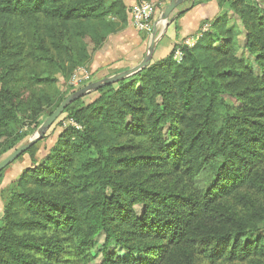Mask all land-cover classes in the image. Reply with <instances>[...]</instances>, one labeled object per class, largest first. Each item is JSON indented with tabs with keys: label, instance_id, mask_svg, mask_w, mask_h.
I'll return each mask as SVG.
<instances>
[{
	"label": "trees",
	"instance_id": "1",
	"mask_svg": "<svg viewBox=\"0 0 264 264\" xmlns=\"http://www.w3.org/2000/svg\"><path fill=\"white\" fill-rule=\"evenodd\" d=\"M215 1L237 14L261 78L255 79L249 60L235 55L234 27L221 12L202 21L193 45H180L179 59L173 45L165 57L92 90V100L70 103L63 112L72 123L0 192V264H159L178 245L212 262L264 259V230L213 207L241 188L264 192L257 168L264 158V7L258 0ZM128 11L123 0H0V158L22 139L17 124L29 102L27 93L11 88L14 75L27 73L37 88L51 86L57 73L69 77L127 26ZM229 91L236 106L224 97ZM47 100L38 94L32 109ZM124 138L144 140L159 154L120 156ZM24 153L34 158L35 144ZM132 165L137 169L130 172ZM150 166L204 176L201 194L149 186L138 170ZM135 205L142 206L140 215ZM209 213L230 228L190 234L194 219ZM100 234L101 245L95 242ZM111 242L126 253L117 254ZM94 247L100 258L91 253Z\"/></svg>",
	"mask_w": 264,
	"mask_h": 264
},
{
	"label": "rangeland",
	"instance_id": "2",
	"mask_svg": "<svg viewBox=\"0 0 264 264\" xmlns=\"http://www.w3.org/2000/svg\"><path fill=\"white\" fill-rule=\"evenodd\" d=\"M142 1L152 3L155 7V18L152 22L153 24L161 13L163 6L170 0H140L139 2ZM193 1L194 0L183 1L171 12L170 16L173 17V15L177 14L179 11L190 5ZM258 1H260L264 7V0ZM227 5L228 4H223L222 7L218 6V12L211 19L219 15L221 12L228 13L229 17L231 18V23L233 24L235 32V55H243L247 60H249V63L253 68V76L255 77V79H260L262 76L260 64L254 60V58L246 51L244 46L246 30L240 22L237 14L232 9H229ZM170 16L167 19L168 21L170 19ZM129 20L130 12L128 11V22H130ZM164 24V22L159 23L157 26V31H159L164 26ZM206 28H208V23L202 26V30H205ZM199 29L190 38H183L180 39L178 42H175L174 45L178 46L176 50L180 51L179 47L182 44H187L190 46L193 45L196 42V37H198L200 34ZM151 30L148 32H138H140L143 37L149 38ZM154 61L156 60H151L150 62ZM38 73L40 72L38 71ZM101 74L102 73H100L99 75L97 72H88L86 69V65L78 66L72 71L69 77L64 78L60 73H57L55 75L56 80L51 86H40L39 88H37L36 86H32V80L27 78V73H16L13 79L10 80V86L12 89L17 90L20 95L27 93V95L29 96V102L25 103L23 107V109L26 110V114L19 115L20 118L17 124V130L18 133L22 135V139L16 143L15 147L32 138L36 134L37 128L40 126L41 122L55 108V106L59 104L61 100L69 93L93 81L112 75ZM254 81L255 80L252 79H246L244 81V84H255ZM28 83H30L31 86H28ZM23 87H25L26 89L22 90L21 88ZM42 93H46L47 95H49L51 97V102L47 103L49 100H47L46 102H40L37 108L32 109L34 108L33 100L35 99V96ZM96 95L97 93L95 91H89L83 95L82 99L84 102H88L92 100ZM224 97L230 105H237V99L234 95H232L231 91H229V93H225ZM71 123L72 121L70 120L68 113L62 112L55 119V121L47 128L42 138L35 143L34 158H30L28 153H23L11 164L6 166L3 170V175L0 181V192L10 182L17 178V176L21 173L24 168L31 166L34 161L39 162L48 153L49 149L53 146L63 127ZM119 142L121 144L119 155L125 158H136L138 156H156L157 154H159L158 151H155L152 148L151 144L139 138H124L121 139ZM11 150L3 154L0 159L4 158L7 154H9ZM257 168L264 177V158L260 161ZM136 169L137 168L135 165H132L129 168L130 172H133ZM138 171H140L139 178L146 179L147 184L153 188L167 189V191H170L175 194H183L196 197H199V195L201 194V187L204 184L203 178H205L204 176L189 178L178 171H170L169 166H150L145 170ZM2 206L3 202L1 200L0 193V214L2 211ZM213 207L217 210L218 213L220 211H222V213H228V216H230L232 219H238L246 226L251 227L253 225H256L259 228V232H262L264 230V192H256L251 188H241L235 194L218 200ZM134 208L136 214L140 215L143 210L142 206L135 205ZM230 225V222L225 223L223 221H220L219 218H216L212 215V213H209L207 216H201L197 219H194L193 223H191L189 227V233L193 235H199V233L202 231L221 232L225 228L227 229ZM95 242L99 243L100 245L103 244L104 235H98ZM125 242L127 244L141 245L145 243H154L157 241L126 240ZM111 246H113L115 252L119 255H123L126 253V249L123 246L116 244L115 242H111ZM173 248L174 249H171V251L169 250L170 252L165 255L163 259H161L159 264H264V259L258 258L256 256L249 257L245 260L232 261L226 260L225 258H221L215 262H212L209 261L203 254L196 253L183 245H178ZM91 253L94 254L96 258H100L101 256L100 249H97L96 247L91 249ZM139 254L141 253H136V255Z\"/></svg>",
	"mask_w": 264,
	"mask_h": 264
},
{
	"label": "crops",
	"instance_id": "3",
	"mask_svg": "<svg viewBox=\"0 0 264 264\" xmlns=\"http://www.w3.org/2000/svg\"><path fill=\"white\" fill-rule=\"evenodd\" d=\"M123 2L127 7L137 3L136 0ZM182 10L181 15L177 13L173 17L170 16L166 25L158 31V34H162L154 47L151 60L165 57L175 42L193 36L203 20H210L218 12V5L215 0H210L195 6L188 5ZM148 43L149 38L143 37L128 22L125 28L106 38L86 64V69L90 73L110 75L131 68L141 61Z\"/></svg>",
	"mask_w": 264,
	"mask_h": 264
},
{
	"label": "water",
	"instance_id": "4",
	"mask_svg": "<svg viewBox=\"0 0 264 264\" xmlns=\"http://www.w3.org/2000/svg\"><path fill=\"white\" fill-rule=\"evenodd\" d=\"M183 1L185 0H170L163 6L161 13L159 14L158 18L153 23L147 50L138 64H136L135 66L131 68L123 70L121 72H117L110 76H106L96 81H93L89 84H86L85 86L65 96L62 99V101L59 103V105L43 120V122L37 128L36 134L32 138L16 146L14 149L11 150V152H9V154H7L4 158L0 160V171L4 169L6 166H8L9 164H11L21 154L26 152V150L30 146H32L39 139H41L42 136L44 135V132L47 130V128L55 121V119L63 112L66 106H68L70 103L79 99L80 97H82L84 94H86L89 91L96 90L97 88L104 86V85L115 83L125 77H128L136 73L141 68L147 66L151 61L152 52L158 41V38L162 34V33L158 34V31H157L158 24L161 22H164L165 23L164 25H166V23L168 22L167 19L170 16L171 12Z\"/></svg>",
	"mask_w": 264,
	"mask_h": 264
},
{
	"label": "built area",
	"instance_id": "5",
	"mask_svg": "<svg viewBox=\"0 0 264 264\" xmlns=\"http://www.w3.org/2000/svg\"><path fill=\"white\" fill-rule=\"evenodd\" d=\"M130 24L138 31L148 32L151 30L153 20L155 18V7L152 3L142 1L130 6ZM181 56L176 51L175 57L179 59Z\"/></svg>",
	"mask_w": 264,
	"mask_h": 264
}]
</instances>
